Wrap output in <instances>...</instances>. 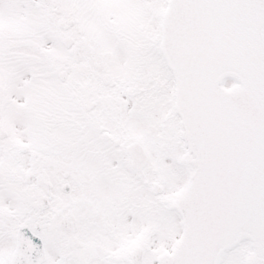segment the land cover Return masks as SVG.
<instances>
[{
  "label": "snow or ice",
  "instance_id": "snow-or-ice-1",
  "mask_svg": "<svg viewBox=\"0 0 264 264\" xmlns=\"http://www.w3.org/2000/svg\"><path fill=\"white\" fill-rule=\"evenodd\" d=\"M0 264H264V0H0Z\"/></svg>",
  "mask_w": 264,
  "mask_h": 264
}]
</instances>
